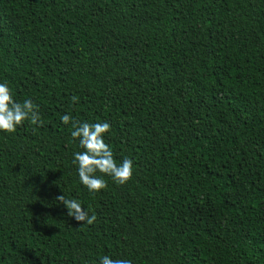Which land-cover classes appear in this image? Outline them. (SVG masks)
Instances as JSON below:
<instances>
[{
  "label": "trees",
  "instance_id": "1",
  "mask_svg": "<svg viewBox=\"0 0 264 264\" xmlns=\"http://www.w3.org/2000/svg\"><path fill=\"white\" fill-rule=\"evenodd\" d=\"M0 82L45 121L0 131V264H264V0H0ZM65 114L126 184L89 193Z\"/></svg>",
  "mask_w": 264,
  "mask_h": 264
},
{
  "label": "clouds",
  "instance_id": "2",
  "mask_svg": "<svg viewBox=\"0 0 264 264\" xmlns=\"http://www.w3.org/2000/svg\"><path fill=\"white\" fill-rule=\"evenodd\" d=\"M79 96L73 95L72 102L78 103ZM63 124H71V137L78 140L82 152H75L72 163L77 166L80 182L87 188L89 193L95 194L107 188V182L102 176H110L119 185L126 184L133 175V161L125 158L117 163L113 150L105 142L104 134L110 132L111 124L107 121L88 123L74 120L70 114L61 117ZM31 125L43 127L45 121L41 118L39 106L31 99L18 102L12 95V91L6 82H0V131L15 133L18 126L25 122ZM35 131V128L33 129ZM66 206L68 215L82 224H93L97 216L95 211L89 215V209L79 200L68 199L65 195L56 198ZM100 264H132L128 259H113L109 255L100 258Z\"/></svg>",
  "mask_w": 264,
  "mask_h": 264
}]
</instances>
